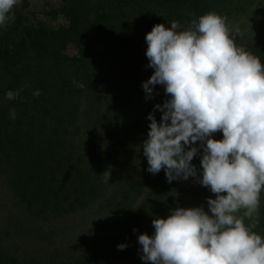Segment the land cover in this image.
<instances>
[{
	"label": "trees",
	"instance_id": "16d2710c",
	"mask_svg": "<svg viewBox=\"0 0 264 264\" xmlns=\"http://www.w3.org/2000/svg\"><path fill=\"white\" fill-rule=\"evenodd\" d=\"M254 2L60 0L48 13L53 17L63 15L68 25L56 28L28 23L13 8L10 15L14 19L0 27V182L9 191L6 199L32 221L65 217L92 205L106 183L83 151L79 138L85 101L89 103L88 110L96 115L94 121L102 124L104 116L95 100L103 90H132L149 78L152 68L148 66L145 35L153 25L170 27L175 20L180 24L178 30H184L207 12L230 18L248 13ZM235 43L264 64V33L252 38L235 37ZM68 45L77 49L76 55L65 52ZM37 89L41 95L34 96ZM9 90L19 91V96L6 99ZM141 90L145 109L157 114L160 121L161 111L154 106L170 98L163 85H155L150 98H146L143 87ZM10 110L15 111V119L10 118ZM97 129L94 132L104 143L106 137ZM217 134L220 132L213 136ZM200 143L193 145L198 151L191 161L197 170L202 168ZM145 165L148 168L147 159ZM148 174L147 189L159 191L169 212L172 206L193 207L197 198L200 203L215 198L209 188L198 183L200 171L196 177L171 182L163 169ZM130 187L128 201L143 192L139 179H133ZM3 199L0 196V264H32L26 255H21L18 244L11 242L18 226L23 227L21 221L12 219L11 213L4 216V209L10 205ZM239 215H243V210ZM12 223L17 226L15 231H11ZM245 223L250 221L246 219ZM254 231L264 238V191L260 194L259 223ZM141 233L148 234L142 213L127 204L105 238L78 254L66 255L60 249L49 251L58 258L40 264H121L141 257ZM119 244L126 247L118 249Z\"/></svg>",
	"mask_w": 264,
	"mask_h": 264
},
{
	"label": "clouds",
	"instance_id": "9594fccd",
	"mask_svg": "<svg viewBox=\"0 0 264 264\" xmlns=\"http://www.w3.org/2000/svg\"><path fill=\"white\" fill-rule=\"evenodd\" d=\"M22 0H0V27L14 19ZM153 25L145 35L148 66L154 69L142 82L146 98L163 85L170 97L148 114L149 131L143 141L147 171L162 169L171 182L197 176L191 163L200 143L199 183L215 198L203 206L176 207L154 217V234L141 233V259L151 264H264V238L259 223L260 194L264 191V64L235 43L227 18L207 12L190 27L178 30ZM241 35L240 29H235ZM15 100L19 91L9 90ZM41 95L40 90L33 92ZM10 110V118L15 119ZM222 132V139L213 134ZM110 167L103 172L109 182ZM243 210V215H237ZM210 213V214H209ZM250 221L246 224L245 220ZM135 231V229H134ZM124 249L125 244L117 245Z\"/></svg>",
	"mask_w": 264,
	"mask_h": 264
},
{
	"label": "rangeland",
	"instance_id": "374dc122",
	"mask_svg": "<svg viewBox=\"0 0 264 264\" xmlns=\"http://www.w3.org/2000/svg\"><path fill=\"white\" fill-rule=\"evenodd\" d=\"M59 2L60 0H22L14 8L26 17L28 23L56 28L68 25L63 15L53 17L48 13L54 10ZM227 23L232 29V34L237 38L262 35L264 33V0H255L248 13L227 18ZM237 27L241 35H236ZM65 52L76 55L77 49L73 45H68ZM153 71L154 69L152 73ZM141 87L142 84L132 90L127 88L103 90V93H100L95 100V103L101 106V114L104 116L102 124L94 121L96 115H92V112L88 110L89 103L85 101L83 105L79 135L85 148L83 151L96 164L102 177L106 169L110 167L111 170L109 182L92 205L65 217L32 221L26 215L23 216L20 208H14L10 199H6L10 197L9 191L0 182V196L5 198L3 202L10 205L4 209L6 210L4 216L5 214L9 216L11 213L12 219L21 221L20 225L23 227L21 229L18 226V232L12 234L11 242L18 244L21 255H26L32 264L45 263L49 259L58 258L49 251L55 252L56 249H60L66 255L78 254L89 244L105 238L116 226L122 208L127 204L138 208L142 213L143 226L149 235L154 234L152 219L165 218L170 213L164 197L159 195V191L147 189L145 183L146 176L149 174L145 165L147 158L143 154V141L147 138L149 131L150 121L147 117L150 112L143 105ZM152 114L159 122V116ZM95 128H98L100 135L106 137L104 143L101 136L94 132ZM222 135L220 132L213 138L222 139ZM197 171L202 173V168ZM133 179L140 180L143 192L140 196H135L133 200L128 201L130 182ZM197 181L199 183V178ZM195 201L197 202L193 204V207L203 206L206 212L209 211L207 202L200 203L199 198ZM188 207L191 206L188 205ZM173 209L175 208L172 206L171 210ZM12 224L11 231H15L17 226ZM27 228L30 231L26 232ZM121 264H151V262L138 257Z\"/></svg>",
	"mask_w": 264,
	"mask_h": 264
}]
</instances>
